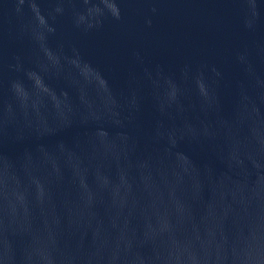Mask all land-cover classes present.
<instances>
[{
    "label": "water",
    "instance_id": "water-1",
    "mask_svg": "<svg viewBox=\"0 0 264 264\" xmlns=\"http://www.w3.org/2000/svg\"><path fill=\"white\" fill-rule=\"evenodd\" d=\"M0 264H264V0H0Z\"/></svg>",
    "mask_w": 264,
    "mask_h": 264
}]
</instances>
